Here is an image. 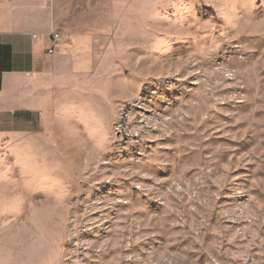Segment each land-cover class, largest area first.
Instances as JSON below:
<instances>
[{"label":"rangeland","instance_id":"obj_1","mask_svg":"<svg viewBox=\"0 0 264 264\" xmlns=\"http://www.w3.org/2000/svg\"><path fill=\"white\" fill-rule=\"evenodd\" d=\"M138 1L53 163L60 264H264V0Z\"/></svg>","mask_w":264,"mask_h":264},{"label":"crops","instance_id":"obj_2","mask_svg":"<svg viewBox=\"0 0 264 264\" xmlns=\"http://www.w3.org/2000/svg\"><path fill=\"white\" fill-rule=\"evenodd\" d=\"M139 16L138 0H0V264H60V190L71 178L53 167L60 141L70 146L77 113H98L84 84L107 77L109 53L139 34ZM52 32L62 40L47 53ZM25 161L35 169H3Z\"/></svg>","mask_w":264,"mask_h":264},{"label":"built area","instance_id":"obj_3","mask_svg":"<svg viewBox=\"0 0 264 264\" xmlns=\"http://www.w3.org/2000/svg\"><path fill=\"white\" fill-rule=\"evenodd\" d=\"M34 37H38L34 35ZM50 45L46 48L47 53H55L61 40L62 36L58 32H52L49 36Z\"/></svg>","mask_w":264,"mask_h":264}]
</instances>
